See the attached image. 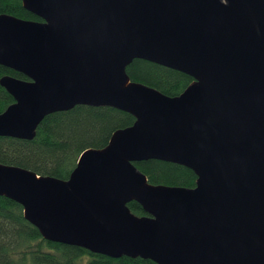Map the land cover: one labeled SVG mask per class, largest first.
Instances as JSON below:
<instances>
[{"label": "water", "instance_id": "obj_1", "mask_svg": "<svg viewBox=\"0 0 264 264\" xmlns=\"http://www.w3.org/2000/svg\"><path fill=\"white\" fill-rule=\"evenodd\" d=\"M0 15L13 99L0 137L31 141L76 106L134 118L84 151L66 181L0 165V197L48 242L155 264H264V0H21ZM143 60L192 79L176 97L131 82ZM175 164L194 188L153 186L135 166ZM137 203L148 215L131 213Z\"/></svg>", "mask_w": 264, "mask_h": 264}, {"label": "trees", "instance_id": "obj_2", "mask_svg": "<svg viewBox=\"0 0 264 264\" xmlns=\"http://www.w3.org/2000/svg\"><path fill=\"white\" fill-rule=\"evenodd\" d=\"M0 15L41 21L23 9L21 0H0ZM126 74L131 82L155 89L167 97L179 96L192 82L182 73L143 60H134L127 66ZM5 76L27 81L19 73L0 66V79ZM11 104L12 97L0 87V114ZM133 123L132 116L115 109L76 106L46 116L31 141L0 137V165L66 181L84 151L104 148L115 131L126 129ZM134 166L145 175L150 185L195 187V175L184 167L155 160L135 163ZM127 206L136 216H148L137 203L131 202ZM0 264L155 263L139 258L111 259L77 247L45 241L24 219L17 203L0 197Z\"/></svg>", "mask_w": 264, "mask_h": 264}]
</instances>
